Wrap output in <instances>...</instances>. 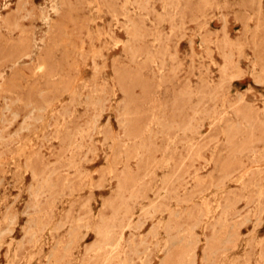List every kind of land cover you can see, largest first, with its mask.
Instances as JSON below:
<instances>
[{
  "label": "rangeland",
  "instance_id": "rangeland-1",
  "mask_svg": "<svg viewBox=\"0 0 264 264\" xmlns=\"http://www.w3.org/2000/svg\"><path fill=\"white\" fill-rule=\"evenodd\" d=\"M52 263L264 264V0H0V264Z\"/></svg>",
  "mask_w": 264,
  "mask_h": 264
},
{
  "label": "bare ground",
  "instance_id": "bare-ground-1",
  "mask_svg": "<svg viewBox=\"0 0 264 264\" xmlns=\"http://www.w3.org/2000/svg\"><path fill=\"white\" fill-rule=\"evenodd\" d=\"M125 2V1H124ZM130 3V2H129ZM130 5V4H129ZM128 5V6H129ZM110 15V14H109ZM129 14H127V16H128ZM124 16V15H123ZM126 17V16H125ZM122 18V17H121ZM113 19V18H112ZM127 19V18H126ZM133 21V20H132ZM131 22V21H130ZM116 23V22H115ZM127 23V22H126ZM132 23H134V22H132ZM128 24V23H127ZM126 24V25H127ZM131 24V23H130ZM129 24V25H130ZM136 25V24H135ZM134 26V25H133ZM128 27H126V29H127ZM139 28V27H138ZM131 29V28H130ZM132 31V30H131ZM130 31V32H131ZM134 31H136V30H134ZM134 31H133V33H134ZM129 31H127V33H128ZM131 34H132V32H131ZM137 36H138V32H137ZM129 37H131V35H129ZM132 37H133V34H132ZM131 37V38H132ZM70 38V37H69ZM137 38V37H136ZM133 39V38H132ZM90 41V40H89ZM129 41V40H128ZM75 44V43H74ZM126 44V43H125ZM129 44V43H128ZM127 44V45H128ZM56 47V46H55ZM59 47V46H58ZM125 49V48H124ZM126 50H128V48L126 49ZM131 50V49H130ZM82 51V50H81ZM131 51H133V50H131ZM129 56V55H128ZM154 56H155V54H154ZM151 58V57H150ZM145 59V58H144ZM154 61V60H153ZM151 64V63H150ZM48 66V65H47ZM39 69L40 70H44L45 69V66H43V64L42 65H40V67H39ZM43 73V72H42ZM46 73V72H45ZM59 74V73H58ZM61 74V73H60ZM39 75V74H38ZM41 75H43V74H41ZM62 76V75H61ZM54 79H55V77H54ZM57 80V79H56ZM63 82V81H62ZM160 85V84H159ZM58 86V85H57ZM71 86V85H70ZM58 87H60V86H58ZM73 87V86H72ZM57 88V87H56ZM77 92V91H76ZM76 94V93H75ZM75 94H73V95H75ZM70 96H71V94H70ZM51 103H49L48 105H50ZM47 106V105H46ZM51 106V105H50ZM51 107H53V106H51ZM128 107V106H127ZM46 109V108H45ZM49 109V108H48ZM161 109V108H160ZM124 110H127V109H124ZM126 113V112H125ZM129 113H130V110H129ZM158 113V112H157ZM129 115V114H128ZM130 116V115H129ZM156 117H158V116H156ZM131 118V117H130ZM127 119H125V121H126ZM157 120H159L158 118H157ZM131 121V120H130ZM133 121V120H132ZM151 121V120H150ZM164 121V120H163ZM149 123V122H148ZM151 123V122H150ZM156 124V123H155ZM163 125L164 123H160V125ZM128 125V124H127ZM151 125V124H150ZM154 125V124H153ZM159 125V124H158ZM170 125V124H169ZM168 125V126H169ZM152 127V126H151ZM163 127V126H162ZM167 127V126H166ZM147 128V127H146ZM164 128V127H163ZM170 128H171V125H170ZM151 129V128H150ZM165 129V128H164ZM167 129V128H166ZM146 130V129H145ZM153 130V129H152ZM167 131V130H166ZM174 138V137H173ZM69 154V153H68ZM32 155H34V154H32ZM31 156V155H30ZM36 156V155H35ZM38 157V156H37ZM36 157V158H37ZM28 159V158H27ZM31 161V160H30ZM29 164H30V162H28ZM29 171V170H28ZM47 181V180H46ZM45 185H46V183H45ZM51 207V206H50ZM208 210V209H207ZM217 210V209H216ZM46 214V213H45ZM47 217V216H46ZM82 231V230H81ZM105 231H103V233H104ZM110 233V232H109ZM105 234H106V236H109L108 235V232H105ZM116 235V234H115ZM3 239V238H2ZM121 240V238L120 239H118L114 244H116L118 247H120V241ZM114 244H111V245H106L105 247H108V248H112V246L114 245ZM7 248V247H6ZM61 249H63V248H61ZM76 249V248H75ZM109 250H111V251H113V249H109ZM55 252H53V254H54ZM58 253V252H57ZM66 253V252H65ZM225 254V253H224ZM12 256V255H11ZM56 257H57V255H56ZM66 257V256H65ZM110 257V256H109ZM62 258V257H61ZM181 258V257H180ZM55 259V258H54ZM105 259H106V257H105ZM57 260V259H56ZM108 260V259H107ZM192 260V259H191ZM179 261V260H178ZM209 261V260H208ZM123 262V261H122ZM121 262V263H122ZM244 263V262H243ZM53 264V263H52ZM88 264V263H87Z\"/></svg>",
  "mask_w": 264,
  "mask_h": 264
}]
</instances>
